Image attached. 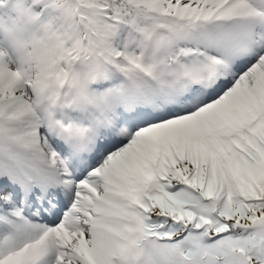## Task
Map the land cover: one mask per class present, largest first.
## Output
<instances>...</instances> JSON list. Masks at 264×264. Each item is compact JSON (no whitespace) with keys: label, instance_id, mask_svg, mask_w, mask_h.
<instances>
[{"label":"snow or ice","instance_id":"1","mask_svg":"<svg viewBox=\"0 0 264 264\" xmlns=\"http://www.w3.org/2000/svg\"><path fill=\"white\" fill-rule=\"evenodd\" d=\"M0 264H264V0H0Z\"/></svg>","mask_w":264,"mask_h":264}]
</instances>
